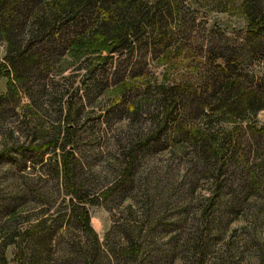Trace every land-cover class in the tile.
I'll list each match as a JSON object with an SVG mask.
<instances>
[{
	"label": "trees",
	"instance_id": "trees-1",
	"mask_svg": "<svg viewBox=\"0 0 264 264\" xmlns=\"http://www.w3.org/2000/svg\"><path fill=\"white\" fill-rule=\"evenodd\" d=\"M193 4L207 12L239 16L245 23L243 36L227 35L214 25L198 28L191 17L196 13L190 11ZM0 44L5 46L0 79L7 80L6 91L0 93V159L18 160L22 170L28 164L38 166L41 176H27L37 183L43 179L48 191L50 180L42 173L58 181L77 225L76 236L62 230V221L46 229L45 219L13 231L11 243L4 247L16 244V264H54L60 257L66 259L64 264H163L164 254L175 264H239L235 258L247 243L258 247L259 263L264 242L252 231L245 232L241 245L240 233L234 236L229 226L240 202L261 198L238 197L240 189L228 192L226 181L247 164L250 149L238 154L245 142L242 136L247 134L248 144L264 138V127L253 121L264 110V0H0ZM135 50L156 61L160 80L151 87L146 83L133 98L123 88L129 90L127 80L138 81L139 75L131 68L121 73L116 65ZM118 74L122 79L110 85L112 94L104 103L125 113L127 124L125 130L115 129L104 156L95 148L101 132L89 133L82 107L71 103L77 87L64 96L78 78L83 95L97 99L107 77ZM57 79L65 80L69 88L59 91ZM50 101L57 104L53 110ZM51 114L57 121L61 117L60 127L42 120ZM79 129L95 143L94 147L89 143L90 151L79 144ZM155 144L179 156L193 179L211 187L195 199L191 212L185 210L190 208L187 198L192 190L182 192L186 196L182 201L166 198V184L165 192H156L154 178L161 167L148 153L140 155ZM84 153L98 158L96 166L106 160L105 169L113 176L100 182L88 177L78 163V154ZM261 163L255 169L258 174L246 168L252 181L264 177ZM141 168L144 175L137 179L142 187L136 191L146 198L143 204L139 198L141 208L148 200L151 211L145 207L137 215L133 204L122 207V220L113 219L99 242L89 226V207L111 212L109 196L117 207L137 196L130 186ZM26 184L11 189L14 194L21 190L23 197L6 207L9 215L28 203ZM115 190L120 191L115 195ZM31 192L35 196L30 201L36 205L41 196H50L38 187ZM167 206H179L173 212H183V218L174 230L160 231L158 217L165 215ZM55 240L65 241L57 255L52 250Z\"/></svg>",
	"mask_w": 264,
	"mask_h": 264
},
{
	"label": "rangeland",
	"instance_id": "rangeland-1",
	"mask_svg": "<svg viewBox=\"0 0 264 264\" xmlns=\"http://www.w3.org/2000/svg\"><path fill=\"white\" fill-rule=\"evenodd\" d=\"M190 7V11L196 12L193 13V16L191 17H195L194 25L198 26V28L203 29L204 27L214 25L219 29L225 30L227 35L235 36L236 38L243 36L245 23L244 20L239 16L228 13L207 12L205 8H203L200 4H193ZM4 54L5 46L3 44H0V61H2ZM155 62L156 61L152 59V57L144 55L143 50H135V52L132 53V57L130 59L117 63L116 66H120L119 71L121 73H123V71L126 72L129 68H131V73L134 72L139 75L137 77V79H139L138 81L127 80L126 83L129 90L126 87L123 88L125 93L130 94V97L134 98L135 96H137V92H141L146 83H148L149 87L159 85L160 69L154 67ZM191 70L192 69L190 67H187L186 69V71L188 72ZM187 76L188 74L184 75V77ZM121 77V74H118L116 76H108L107 81L104 84L105 90L101 91L102 96L98 97L97 99H90L91 97L87 98L85 97V95H83L81 84L79 82L81 81V79L78 80V78H76L75 82L72 84V88H69L68 84L66 85V82L63 79H57L54 83L57 85L59 91L60 88H63V90L64 88L65 90L69 88L65 93L64 99L68 98V96L72 94V90L77 87V96H71V103L76 104L80 109L82 107V110L80 111L81 117L86 120L85 129H87L89 133L95 130L101 132L99 134L100 136H98L99 143L95 148L102 151L101 153L104 156H106V152L109 151L111 144L114 142L113 139L116 135V132L118 131L115 129L120 128L122 130H125V125L127 124V116L125 115V113L118 111L116 109V105L114 108H111V104L109 106V104L106 105V103H104L105 101H107L106 98H108L109 95L112 94L110 93V85L117 80H121ZM6 84V78H1L0 93H4L6 91ZM64 84L65 86H63ZM64 99L63 102L68 101V99ZM78 99H80V101ZM111 101L116 102L115 100ZM50 102L51 103L48 102V106L50 107L49 109L53 110L55 105L57 104L52 101ZM50 116H42L41 118L45 123H52L60 127L59 122L61 121V117H59L57 121V118L55 116H53L52 114ZM253 121L258 127H264V110L258 112L254 116ZM81 129L84 128L81 127ZM81 129L77 130L76 136H80L79 144L87 152L90 151V144L92 145L93 140H89L86 132ZM240 134L242 135L243 133ZM242 137H244L245 142L243 141V145L239 146L242 151L239 149L238 154L242 153L243 150L247 152L250 149L247 164H244V167H241L242 169H240L239 167L237 171H234V173L230 174L233 176L232 178H228V180L226 181V188L228 189V192L233 191L234 189H236L235 191L240 189V194H236L238 197L245 196L246 194L253 195L261 198V202L255 201L254 203L252 202V200L247 201L245 204L240 202L238 209L239 211H236L232 216L234 220L231 222L229 228L230 230H234V236L240 233L241 245L242 241H245L246 239L245 232L252 231H254V233L259 236V239L264 242V177L252 181L248 176L250 173L247 174L246 171L249 168L250 171H254L256 173L255 169L263 166L261 162L264 161V138L261 137L253 141L251 140V143H255V145H249L251 143H246L247 140L245 139L247 137V134L243 135ZM94 146L95 143H93V147ZM162 146L163 145L155 144L152 145L150 149H148V152L146 150H143L142 153L140 152L141 157L142 155L146 156L147 153L151 158L154 157L157 160L158 165H160L161 167L160 169H156V178H154L156 179L155 182L157 183L155 185L156 192L158 194H160L161 192H165L162 190L166 184V198L171 201H182L184 197H186L182 192L192 190V193L188 195L187 198L190 201V208H186L185 210V212H188L189 210L191 212V206L196 205L197 198L201 197L202 195L205 196L207 193V188L211 187L207 184H202L203 182L197 181L196 178L193 179L190 176L191 172L189 168L185 167L184 164H181L182 161L179 156H177L176 154L173 155L172 151H170L168 148L163 149ZM84 154L85 155L83 156L78 154V163L82 167H84V171L86 172V175L88 177H95L97 181L100 182L104 181V178H106L107 176H113L110 171L105 169L104 165L108 163L106 160H104V162H102L99 166H96L95 164H99L100 162H97L98 158L94 159L89 154ZM143 159L146 160L147 157H143ZM238 159L242 160V157H239ZM159 161H161V163H159ZM38 169V166L28 164L26 169L22 170V167L20 166L18 160H10V158L7 156H4L2 159H0V264H16V253L18 251L16 249V244H14V246L9 244L4 247L7 243H11L9 235L13 231L20 232L21 230L27 229L30 224L35 223L38 219H45L43 221L45 227H48L46 229H53V225L55 223L62 221V230L69 231V234L76 236L77 225L73 217L71 216L70 208L68 206L69 197L64 194L60 183L51 177L48 178L47 176H45V173H42L43 178L50 180H46L49 191L43 185V179L41 180V183L32 182L34 181V178H36L37 176H41L38 172ZM141 171H143L142 168L139 169V172L134 175L136 180L134 181V185H132V187L130 186L131 191L136 192L135 195L137 196H134L131 200L129 198L126 201L124 200L118 207L115 206L117 204L112 203L111 200L113 199V197L109 196V200H106L109 202L106 203H109L108 205L113 208L111 212H107V210L102 206L89 207V226L95 233L99 242L102 241L103 236L109 229V225L113 219L120 218V220H122V217H120L119 215L120 212H122V207L130 204L132 206L133 204L132 210L134 211V209H137V215H139L140 212L144 211L145 207H147L148 212L151 211L152 205L148 200L147 203H144L145 205H143V208H141L142 205L139 198L142 200V204L146 201V198L143 194H140L142 191H136L142 187V181L137 179L138 175H144ZM28 173H31V177L34 178L28 177ZM90 174L93 176H90ZM24 181L29 187L28 188L26 186L29 191L25 192L28 203L24 206V209L23 207L21 208L23 209V211H20V209L16 213L9 215L6 207L12 206L15 202V198L22 196L21 190H18V194H14V192H11V189L14 187L16 188V186L20 189V187H22L21 184H24ZM126 186L128 185L125 182L124 188ZM195 186L198 187L196 188ZM35 187L47 191L50 195L41 196V200L38 199L39 205L31 203L30 201L31 196L35 193L31 192V190ZM118 191L120 190H115L114 194L116 195ZM39 197L40 196H38V198ZM163 203L164 200H161L160 198V211L162 210L161 205ZM167 207L169 208V210L167 209ZM167 207H165L164 210L165 215H160L158 217L160 231H172L176 227H179L181 225L180 220H182L183 218V216L181 215L183 212L179 211L178 215L177 211L173 212L176 209L178 210L180 207L176 206L172 209L169 206ZM174 216L178 217V219L175 220ZM53 220L55 222H53ZM26 221H29V223ZM171 236L172 234H170L169 236H164L163 241H168ZM18 240L19 238L14 241L17 242ZM65 241L59 242L55 240L56 244L52 246L54 255H57ZM254 246V243H247L245 247L242 248L240 254L235 258V260L239 261V264H264V256L261 257L262 259L259 261V263H257V257L260 256L258 255L257 251L258 247L254 248ZM261 250L264 252V248H262ZM63 259L64 257L57 258L56 261H54V264H64V261H66V259ZM162 259L164 261L163 264H175V261L172 263V260L168 255L164 254ZM261 261H263V263H261ZM158 263L161 264L160 262Z\"/></svg>",
	"mask_w": 264,
	"mask_h": 264
}]
</instances>
